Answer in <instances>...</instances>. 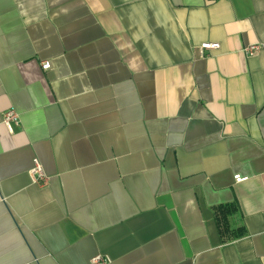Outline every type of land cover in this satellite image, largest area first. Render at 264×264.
Listing matches in <instances>:
<instances>
[{
    "label": "crops",
    "instance_id": "crops-1",
    "mask_svg": "<svg viewBox=\"0 0 264 264\" xmlns=\"http://www.w3.org/2000/svg\"><path fill=\"white\" fill-rule=\"evenodd\" d=\"M253 43L264 0H0V264H264Z\"/></svg>",
    "mask_w": 264,
    "mask_h": 264
},
{
    "label": "built area",
    "instance_id": "built-area-1",
    "mask_svg": "<svg viewBox=\"0 0 264 264\" xmlns=\"http://www.w3.org/2000/svg\"><path fill=\"white\" fill-rule=\"evenodd\" d=\"M219 48V43L213 42V41H205L200 43L198 46V50L200 54H204V52H210L213 50H217ZM243 53L247 56L254 55L255 53L264 52V43H253L246 45L242 49ZM48 62H43L41 67L42 69H48L49 68ZM3 125L6 127V129L9 132L13 131V128L19 124V117L18 113L12 109L8 108L2 112L1 117ZM29 175L34 183H36L38 186H43L47 183V177L44 173L43 167L39 161L38 158L34 157L32 159V165L29 171ZM245 178L241 177L240 175H235L234 180L236 182H241ZM109 260L107 258L96 256L92 259L91 264H108Z\"/></svg>",
    "mask_w": 264,
    "mask_h": 264
}]
</instances>
